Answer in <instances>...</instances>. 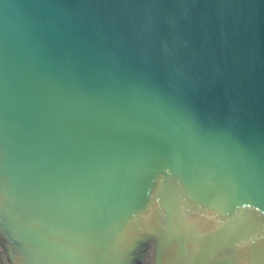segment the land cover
<instances>
[{"label":"water","instance_id":"95a60500","mask_svg":"<svg viewBox=\"0 0 264 264\" xmlns=\"http://www.w3.org/2000/svg\"><path fill=\"white\" fill-rule=\"evenodd\" d=\"M0 264H264V0H0Z\"/></svg>","mask_w":264,"mask_h":264}]
</instances>
